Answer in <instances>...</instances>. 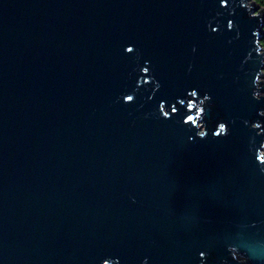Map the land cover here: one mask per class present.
I'll list each match as a JSON object with an SVG mask.
<instances>
[{
  "label": "water",
  "instance_id": "obj_1",
  "mask_svg": "<svg viewBox=\"0 0 264 264\" xmlns=\"http://www.w3.org/2000/svg\"><path fill=\"white\" fill-rule=\"evenodd\" d=\"M263 28L256 0H0V264H264Z\"/></svg>",
  "mask_w": 264,
  "mask_h": 264
},
{
  "label": "clouds",
  "instance_id": "obj_2",
  "mask_svg": "<svg viewBox=\"0 0 264 264\" xmlns=\"http://www.w3.org/2000/svg\"><path fill=\"white\" fill-rule=\"evenodd\" d=\"M126 51L129 52V53H131V52L134 51V47L131 46V45H129V46L126 48ZM148 71H149V70H148L147 67L143 68V72L147 73ZM192 93H196V92H195V91H192ZM132 97H133L132 95H127V96L124 97V100L127 101V102H129V101H133ZM194 97H196V96H194ZM208 99H209V97L206 95V96L203 98V100H200V102L203 103L205 100L207 101ZM194 102H196L195 99H193V100H189V105H191V104L194 103ZM187 108H188V110L191 112L190 107H187ZM172 111H173V112H176V109L173 107V108H172ZM200 112H202V113L204 114L205 110H204V109H201ZM163 116H164V117H168L169 114H168L167 112H164V113H163ZM190 120H192V116H191V114H189V115L186 116V118H185V122L188 123ZM191 124L199 130L198 133H197L199 137H201V138L206 137V135H207V129H206L205 124L203 123V119H202V121H201V124L203 125V128H201L200 126H198L195 122H193V123H191ZM217 125H219L220 128H225V133H224V134L227 133V131H228V127H227V124H226V123H224V122H219ZM257 127H258V125H257ZM201 131H203V135H200V132H201ZM215 135L219 136V135H221V134L218 133L217 131H215ZM257 160H258L260 163L264 164V161H260L258 158H257ZM203 255H204V253H201V256H203ZM109 261H111V260H109V259H105V260L103 261V264H108Z\"/></svg>",
  "mask_w": 264,
  "mask_h": 264
},
{
  "label": "trees",
  "instance_id": "obj_3",
  "mask_svg": "<svg viewBox=\"0 0 264 264\" xmlns=\"http://www.w3.org/2000/svg\"><path fill=\"white\" fill-rule=\"evenodd\" d=\"M256 1L259 3V5H260V7H261V9H262V11L264 13V0H256ZM261 43H262V45L264 47V28H263V35H262Z\"/></svg>",
  "mask_w": 264,
  "mask_h": 264
}]
</instances>
